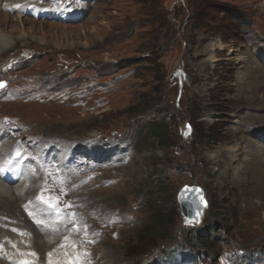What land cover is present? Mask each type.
<instances>
[{"label": "rangeland", "instance_id": "374dc122", "mask_svg": "<svg viewBox=\"0 0 264 264\" xmlns=\"http://www.w3.org/2000/svg\"><path fill=\"white\" fill-rule=\"evenodd\" d=\"M9 1L0 6V29L13 46L0 53V125L9 141H31L26 156L51 149L35 158L52 162H39L33 205L56 212L54 204L65 211L59 218L77 219L73 245H47V256L58 264L78 251L85 264H264V186H238L231 176L220 185L208 160L234 144L226 130L247 104L224 98L247 73L233 60L254 58L264 70V0ZM185 185L200 187L207 202L195 248L177 200ZM2 211L10 224L21 222ZM1 223L6 247L1 235L12 225ZM16 236L29 243L26 233ZM23 251L17 264L39 256Z\"/></svg>", "mask_w": 264, "mask_h": 264}, {"label": "bare ground", "instance_id": "6f19581e", "mask_svg": "<svg viewBox=\"0 0 264 264\" xmlns=\"http://www.w3.org/2000/svg\"><path fill=\"white\" fill-rule=\"evenodd\" d=\"M9 3V0H1L0 6L8 7ZM4 16V13L0 11V20L4 19ZM9 40L5 32L0 29V53L13 47L11 43H7ZM217 47L218 46L214 47V50ZM220 47L222 48V46ZM261 48H263V46ZM261 48L259 47V50L261 54H263L264 48ZM229 51L232 50L230 49ZM244 60L245 57L239 56L232 62V68L234 69L239 70L243 68V66L246 67L247 73L239 76V78L242 79L241 88L236 94L224 97L226 100L233 101L247 100V104L241 109L242 111L240 110V119L238 118L239 115L235 116L238 118L236 125L226 130L227 134H231L226 140L234 144L228 148H225V145L221 146L223 147L221 149L219 147L211 153V155L208 154V160L214 166V174H216L220 185H223L229 176H231L230 180L235 185L244 187L247 184L254 183L257 188H260L264 186V149L257 147L256 143H258V141L253 139V136H259L258 139L260 140L264 138V113H259L261 110L263 111L262 108L264 105L262 104L264 103V94L260 96L258 93V90L264 86V70L257 65L259 63L257 60L253 62L254 58L248 60V63L247 61L244 63ZM241 62L243 65H239ZM251 110H255L256 112L253 111V113L248 116L244 115L245 111L249 112ZM22 140L18 139L16 142L9 141L5 130L2 128V125H0V209L5 213L13 215L14 218L21 220V222L18 221L20 222L18 225H12L10 224V222H12L11 219L8 220V217H0L2 218L0 219L2 220L0 223L9 222V224L1 223V225H12L5 229L6 234L1 235V237L4 238V244L7 246L3 247L2 243H0V264H17L15 258L23 256L24 248H30L38 253L39 256L35 258L36 261L32 262V264H58L54 262V258H49V256H47L45 249L48 247L47 245H54L61 240L66 241L68 246H72L73 241L71 240L70 243L69 238L71 237V239H73L74 236L70 228H75L74 225L77 219L76 217L72 219L69 215L59 218L60 213L63 215L65 214V211L61 209L60 212L57 213L46 210L40 205H33V186H36L33 179L35 180L34 176L36 174V169L39 167V162H45L44 167L51 166L52 162L51 157L46 159L42 158L39 162L36 161L35 158H38V155L40 157V154L48 153L51 149L45 150L44 147L39 146L40 150L37 149V152H31L30 156H26L23 148L31 141H29V139L27 141ZM34 145L36 146L37 143ZM54 154V152H51L50 156ZM245 154H247L248 159L242 161L241 159ZM57 156L60 158V161L59 163L55 161L56 168L58 170H63L60 173L66 172L64 166L66 156H64L62 151L58 153ZM31 161L32 163L34 162L32 165H35V170L30 168ZM240 161H242L239 165L240 167H234V164ZM16 168L21 170V174L14 177L12 174L15 172ZM24 170L26 172L30 170L28 175H24ZM9 171H11L12 174H9ZM38 171L40 170L38 169ZM51 186L52 185L49 184L47 191L52 190ZM68 210L70 211V208H68ZM37 221H43V224L38 225L36 223ZM0 228L3 229V227ZM17 232L26 233L27 242L29 243L17 237ZM6 235L9 237L6 238ZM32 239L34 240L32 241ZM66 252L68 256L72 255L68 250H66ZM78 252L77 255L82 257L79 264H85L83 260H85V258L87 259V257H85L86 255L83 251Z\"/></svg>", "mask_w": 264, "mask_h": 264}, {"label": "water", "instance_id": "95a60500", "mask_svg": "<svg viewBox=\"0 0 264 264\" xmlns=\"http://www.w3.org/2000/svg\"><path fill=\"white\" fill-rule=\"evenodd\" d=\"M181 215L186 224L198 225L207 207L203 191L198 186H183L177 195Z\"/></svg>", "mask_w": 264, "mask_h": 264}, {"label": "trees", "instance_id": "16d2710c", "mask_svg": "<svg viewBox=\"0 0 264 264\" xmlns=\"http://www.w3.org/2000/svg\"><path fill=\"white\" fill-rule=\"evenodd\" d=\"M243 21V20H242ZM168 30H169V32H170V30H172L173 31V28H172V25H170V26H168ZM168 32V31H167ZM136 61L135 60H130V62H128L127 64H125L124 66H122V67H127V66H129V65H131V64H133V63H135ZM156 100H152L151 102H149V105H154L155 104V102L156 101H158L157 100V98H155ZM158 103V102H157ZM153 132H154V134H155V136L159 139V140H164L166 137H165V135H166V132H165V130L163 129V127L162 126H160V124H157V126L156 127H154L153 128ZM210 224H214V222H215V219L213 218L212 220H210ZM161 225H162V222H160V221H158V220H155L154 222H153V229L154 230H157V231H159V229H160V227H161ZM217 225V224H216ZM215 226V225H214ZM218 226H220V224H218ZM209 229H210V227L211 226H207ZM190 229H193L192 231H191V238L189 239V241H188V244H189V247H191V248H195V246L197 245L196 243H198V245H201L199 242H198V239H197V237L196 236H192L193 234H194V232L196 233V231L197 230H199V229H196L195 227H189ZM211 231V230H210ZM174 252H176V253H174ZM170 253H173V255H172V258H169L170 257ZM175 254H178L177 253V251L176 250H172V251H170L168 254H167V258H169L171 261H174L175 260V258L176 257H174L175 256Z\"/></svg>", "mask_w": 264, "mask_h": 264}, {"label": "snow or ice", "instance_id": "6c2138e0", "mask_svg": "<svg viewBox=\"0 0 264 264\" xmlns=\"http://www.w3.org/2000/svg\"><path fill=\"white\" fill-rule=\"evenodd\" d=\"M53 2H57V0H53ZM4 84L0 83V88H3ZM42 199V198H41ZM46 204H48V201H45ZM51 208H53L57 213L60 212V209L56 205H50ZM38 225H42L43 221H37L36 222ZM28 255H35V253H28ZM19 264H32L31 261L29 260H22L19 262ZM69 264H79V257H75L73 261H69Z\"/></svg>", "mask_w": 264, "mask_h": 264}]
</instances>
